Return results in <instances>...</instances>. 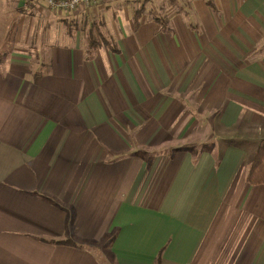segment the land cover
<instances>
[{
  "label": "crops",
  "instance_id": "obj_1",
  "mask_svg": "<svg viewBox=\"0 0 264 264\" xmlns=\"http://www.w3.org/2000/svg\"><path fill=\"white\" fill-rule=\"evenodd\" d=\"M24 3L0 0L45 22L0 74V264H104L105 239L113 264H264V0ZM208 115L235 131L184 146Z\"/></svg>",
  "mask_w": 264,
  "mask_h": 264
},
{
  "label": "rangeland",
  "instance_id": "obj_2",
  "mask_svg": "<svg viewBox=\"0 0 264 264\" xmlns=\"http://www.w3.org/2000/svg\"><path fill=\"white\" fill-rule=\"evenodd\" d=\"M27 8H32L37 5L34 4H28L25 5ZM38 7V6H37ZM41 8V7H40ZM31 10V9H30ZM29 11V10H28ZM25 11L22 10L21 12L18 11V19H14V13H11L9 15L3 16L0 20V74L6 72L9 70L13 63L17 66H21L17 63H20V60H23L25 64L28 65L29 70L33 69V64L35 63L34 59V53L32 52L31 48H34L35 46L43 45V38L38 36L37 31H41L44 33L45 27L39 23L38 18H42L44 16L43 13L39 15H35L34 11ZM44 12V11H43ZM55 12V11H54ZM71 14V13H69ZM23 18L24 20H21L19 18ZM8 18V19H7ZM14 19V20H13ZM3 29H8V33L6 32L5 35H2ZM18 30V33L16 31ZM40 32V33H41ZM14 52V53H13ZM15 52H17V55H15ZM211 115H208V118H204L203 122L198 127V134H194V136L191 134L189 137L184 139V146H188V142L194 141V139L199 138L202 136V133L205 130V125L208 123L213 122V127L211 132L205 137V140L208 142H218L219 140L222 141V137L227 138L228 133H232L235 130L228 131L227 129H224L222 126H220L215 118H209ZM205 123V124H204ZM241 128V130H240ZM238 129V133L245 132L248 134H252L254 136H258L256 133V129L251 127V125H247V127L243 128L240 127ZM245 129V130H244ZM202 132V133H201ZM201 133V134H200ZM238 135V134H235ZM220 136V138H218ZM224 141V140H223ZM221 148V147H220ZM108 239L102 240L101 243H97L96 245L90 244L88 246L91 247L93 251H95L98 255H101L103 259L104 264H113L108 259Z\"/></svg>",
  "mask_w": 264,
  "mask_h": 264
},
{
  "label": "trees",
  "instance_id": "obj_3",
  "mask_svg": "<svg viewBox=\"0 0 264 264\" xmlns=\"http://www.w3.org/2000/svg\"><path fill=\"white\" fill-rule=\"evenodd\" d=\"M139 15L140 12H136L134 14V25L136 26L138 24ZM236 138L237 137H232L229 139L230 146L239 147V145L236 143ZM245 180L250 185L264 184V139H261L257 144L254 155L250 160ZM56 243L66 244L68 241H56ZM155 264H160L159 254L155 258Z\"/></svg>",
  "mask_w": 264,
  "mask_h": 264
},
{
  "label": "built area",
  "instance_id": "obj_4",
  "mask_svg": "<svg viewBox=\"0 0 264 264\" xmlns=\"http://www.w3.org/2000/svg\"><path fill=\"white\" fill-rule=\"evenodd\" d=\"M99 1L101 0H25L24 5H42L50 11L73 13Z\"/></svg>",
  "mask_w": 264,
  "mask_h": 264
}]
</instances>
